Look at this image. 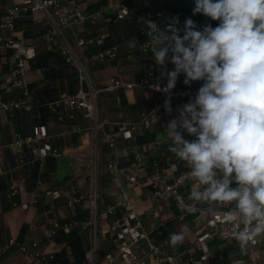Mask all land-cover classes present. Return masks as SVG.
Instances as JSON below:
<instances>
[{
    "label": "built area",
    "instance_id": "1",
    "mask_svg": "<svg viewBox=\"0 0 264 264\" xmlns=\"http://www.w3.org/2000/svg\"><path fill=\"white\" fill-rule=\"evenodd\" d=\"M131 1L150 5L165 0H98L93 3H85L84 0H0V51H10V57L7 63H4L7 67L3 68L0 65V114L14 115L16 110L31 112L33 109L28 62L35 57L36 48L34 39L32 42H26L18 35L16 29L19 20L31 16L33 23L39 25L41 38L58 50L77 72V87L72 94L62 92L55 99L45 101L42 106L58 122L71 124L68 133L87 132L90 142L87 192H69L65 199L68 207L85 201L88 217L63 222L54 220L50 228L51 234L58 229L65 233L71 230H76L79 234L84 233L85 264H206L213 257L210 244L215 239L235 242L239 245L235 239L234 228L224 220L226 208L220 210L217 216L197 212L196 218L204 219L202 227L197 231L192 243L184 245L183 250L177 251L172 250L173 247L169 243L163 246L162 243L166 240L158 244L152 241L150 233L165 221L156 223L150 220L148 224L145 223L130 191L134 184L145 186L152 200V211L149 214L157 216L166 206L174 205L179 209L175 220L185 221L184 218L189 214L187 209L192 203L188 200L187 189L188 186L196 188L195 182L188 175L189 170L175 159L162 164L158 159L149 157L150 148L159 146L160 141L152 139L150 144H140L136 136L157 124L166 125L177 115L179 107L187 103L190 98H194L202 84V81H197L190 86H176L171 93V114H169L164 106V101L168 97L158 91L159 85L163 87L166 83L158 76L159 68L152 59L144 26L140 23L137 29L140 45L137 50L150 55V58L144 75L138 79L121 78L123 61L132 55V50L127 49L121 54L117 44L99 50L90 48L110 35V31L106 29L107 24L116 23L135 12ZM141 16L156 21L161 27L168 18L174 16L179 17L180 27H183L188 17L197 24L198 30H202L209 23L213 27L218 25V21H212L201 14L192 15L157 5L136 13L137 21ZM109 59H116L119 62L117 75L111 77L104 87H96L92 82L87 63ZM122 87L127 89L138 87L141 90L158 92L162 97L140 111L137 118L115 121L114 130H105L104 124L109 121L107 118H101L98 95L101 91H112ZM77 113L87 121L86 125L75 120ZM49 137L46 124L36 122L31 126L28 134L14 133L10 141H0V153L3 147H7L18 165L25 166L38 160L39 165L42 166L47 156L61 154L58 148L42 142ZM119 139L136 140L135 151L127 164H121L118 158H113L103 166L113 187L114 200L101 208L98 190L100 144L104 142L116 149ZM26 147L31 149L32 154L28 153ZM164 149L168 151V145ZM150 167V172L146 171L140 175L139 171ZM40 182V178H37L36 183ZM18 192V186L13 181H9L6 197L10 198L13 207L20 205L29 207L38 202L35 193H31L27 200L18 202L14 199ZM178 196L183 197V200H178ZM119 210L120 214L115 216ZM106 237L111 240L113 248L109 252H102V239ZM259 243L260 241L248 248ZM9 245H15L21 251H27L30 247L34 255L33 259L38 260L36 264H48L47 262L55 254L40 251L37 241L30 242L28 246L15 238H10L1 250ZM259 253L257 259L252 258L248 264H264V248Z\"/></svg>",
    "mask_w": 264,
    "mask_h": 264
},
{
    "label": "clouds",
    "instance_id": "2",
    "mask_svg": "<svg viewBox=\"0 0 264 264\" xmlns=\"http://www.w3.org/2000/svg\"><path fill=\"white\" fill-rule=\"evenodd\" d=\"M194 5L192 15L218 25L198 30L188 17L180 27L178 16L163 27L144 16L138 23L167 81L158 91L168 97L169 114L179 76L186 86L202 81L164 126L168 151L196 184L187 210L217 216L226 208L224 220L245 250L264 238V0H194ZM139 45L136 37L126 41L132 51ZM189 232L185 226L170 233L169 245L179 247Z\"/></svg>",
    "mask_w": 264,
    "mask_h": 264
},
{
    "label": "crops",
    "instance_id": "3",
    "mask_svg": "<svg viewBox=\"0 0 264 264\" xmlns=\"http://www.w3.org/2000/svg\"><path fill=\"white\" fill-rule=\"evenodd\" d=\"M85 3H93L98 0H84ZM105 1V0H104ZM134 6V13L126 15L123 19L116 23H109L106 29L110 31V35L103 39L101 42H97L90 48L92 50H99L113 44H117L119 51L123 54L127 49L126 41L136 37L137 42L140 38L137 36L138 21L136 13L144 10L147 7L160 6L168 7L172 10H181L185 13L192 14L194 8V0H165L163 2H154L147 5L138 1L130 2ZM39 25L33 23L31 16L23 17L18 21L16 25L17 33L26 42H32L34 39V45L36 48V54L39 51L53 48L51 44L47 43L40 36ZM25 30H30L31 36H22ZM10 52V51H8ZM10 56L7 54L0 55V65L6 68L4 63ZM150 55L139 52L137 49L133 51L129 58H126L123 63V70L121 71V78L125 80H135L144 75L147 64L149 62ZM7 63V62H6ZM119 62L116 59H109L104 61H89V73L93 84L96 87H104L110 81L111 77L117 75V69ZM173 65L170 63L167 65V69L171 70ZM161 70H158V76L160 79L167 83L166 79L161 77ZM28 79L30 82H39V85L45 83L44 71L41 68L30 69L28 71ZM184 76L181 74L177 80L176 86H184ZM57 82V81H56ZM56 82H51L58 85ZM66 80L64 81V87L68 86ZM162 95L158 92H150L141 90L138 87L133 89L118 88L112 91H101L98 95V108L101 118H107L108 123L104 124L105 130H114L115 121L134 119L137 118L140 111L149 107L152 102L159 100ZM76 121L87 124V121L82 118L80 113H77ZM36 122H44L47 126L48 133L50 135L48 140H43L50 144L53 148L56 147L60 150L61 154L58 156H47L44 165H39V161L35 160L25 166L18 165L15 157L11 154L7 147H3L0 153V264H36L37 259H33L32 249L28 247L27 251L19 250L15 245H9L3 251L1 250L8 243L10 238L23 242L29 246L30 242L37 241L40 251L44 253H57L65 247V242H58L55 240L57 236L62 235L60 229L56 230L54 234H51V226L54 220L63 222L71 219H86L88 216L87 205L85 201L76 203L73 207H68L65 204V199L69 192L86 193L88 189V168L87 161L90 154V142L89 134L87 132L82 134L68 133L67 130L70 127V123L58 122L52 115H50L45 108H33L32 111L16 110L14 115L8 113L0 114V141H10L14 133L26 135L30 132L31 126ZM165 125L157 124L149 130L143 131L137 134L136 139L140 144H150L152 139H158L160 145L150 148L148 153L149 157H154L162 164L169 163L175 158L169 151H166L164 147L169 145L170 139L166 134ZM185 139L191 140L192 137L184 134ZM148 137L144 141L140 142L139 137ZM134 139H119L116 149H113L108 144L101 142L100 144V161L101 165H105L113 158H118L121 164H127L132 159L133 152L135 151ZM29 154L31 149L26 147ZM150 172L151 167L139 171L140 175L144 172ZM105 186L99 191L101 198L103 196L108 199H113V187L109 181V177L104 169ZM103 176V175H102ZM37 178H40L41 182L36 183ZM104 178V177H103ZM143 178V177H142ZM9 181H13L19 188V192L14 197L18 202H23L28 199L31 193H35L38 198V202L35 205L29 207L16 206L13 207L10 198L6 197L7 185ZM101 181H104L101 177ZM47 191H51L47 193ZM131 193L136 201V208L143 217H147V214L152 211V200L148 194L147 188L141 184H134L131 189ZM57 194V196H54ZM189 196V195H188ZM104 199V198H103ZM103 208L106 202L102 203ZM179 209L176 206H166L163 211L159 213L160 223L167 220H173L174 228L176 232H179V224L183 222H177L175 220L174 211ZM174 210V211H173ZM151 214V213H150ZM190 214V213H189ZM187 215L185 219L188 220ZM80 217V218H79ZM193 218H196V214ZM111 219V217L109 218ZM150 220L145 223L148 224ZM163 224V223H161ZM65 233V232H64ZM107 242L111 247V240L102 239V242ZM264 238L260 239V243L254 247H247L244 251L251 255L255 259V255L260 254L262 248H264ZM227 241L216 240L212 241L210 246L212 249L213 257L206 264H215V258L217 250L222 247L234 246L237 243L232 242L226 244ZM168 245V240L162 243ZM220 244V245H219ZM221 244H223L221 246ZM184 246V244H183ZM237 246H239L237 244ZM172 250H176L172 248ZM104 252V248H102ZM231 253V251H230ZM229 253L227 254V256ZM221 253H218V258H221ZM226 256V257H227ZM225 258L222 263L226 264Z\"/></svg>",
    "mask_w": 264,
    "mask_h": 264
},
{
    "label": "trees",
    "instance_id": "4",
    "mask_svg": "<svg viewBox=\"0 0 264 264\" xmlns=\"http://www.w3.org/2000/svg\"><path fill=\"white\" fill-rule=\"evenodd\" d=\"M22 36L29 37L31 36L30 30H25L22 33ZM1 54L10 55V52L0 51ZM41 68L44 71V81L45 83L39 85V82H30L29 87L31 91V99L33 102V108H44L42 104L45 101L55 99L60 93L66 92L71 93L77 87V72L74 67H72L69 63H67L61 53L56 50L54 47L50 49H46L43 51H39L35 55L33 59L28 62V71L30 69ZM69 82L68 86L64 87V81ZM57 81V82H56ZM51 82H56L58 85H51ZM148 137H139V141L142 142ZM104 198V199H103ZM100 206L103 205V202H112V199H108V197L101 196L99 197ZM174 205H171L173 207ZM174 211V210H173ZM174 213H178V210L174 211ZM190 213V212H189ZM120 214V210L115 216ZM192 214L197 213H190ZM80 218V217H79ZM159 215L154 216L153 214H147V217H142V220L146 222L147 220H154L156 223L159 219ZM188 219L189 216H188ZM173 220H167L162 224L159 225L155 230L150 233V237L152 241L156 244L163 242L164 240H169V234L172 232H176L174 228ZM63 232V231H62ZM105 239H108L107 237ZM58 242H65V247L62 248L60 251L54 254V256L47 262L48 264H85L84 262V245H85V235L79 234L76 230H71L68 233H62V235L57 236L55 238ZM110 240V239H109ZM234 245L233 247H236ZM102 248H104V252H109L113 248V245L105 241L102 242ZM232 246L222 247L219 251L217 250V255L215 258V264L222 263L223 258L230 253ZM177 251L183 250V244L179 247L175 248ZM218 253H221V258H218Z\"/></svg>",
    "mask_w": 264,
    "mask_h": 264
},
{
    "label": "rangeland",
    "instance_id": "5",
    "mask_svg": "<svg viewBox=\"0 0 264 264\" xmlns=\"http://www.w3.org/2000/svg\"><path fill=\"white\" fill-rule=\"evenodd\" d=\"M104 166V165H103ZM102 165H100V173H99V178H98V190L101 191V188L103 186H105V183H107L108 181H105V175H104V167ZM103 175V176H102ZM101 177L102 179H104V181H101ZM104 177V178H103ZM194 190V187L188 186L187 189V196L190 194V192ZM194 215L191 217V219H188L186 221H184V223L179 224V229L180 231L183 230L185 228V226H187V228L190 230L187 238L184 241V245H188L190 243H192L195 239V236L197 234V231L200 230V228L203 225L204 219L201 217L198 218H193ZM264 242V241H262ZM228 244V242L226 243ZM220 245V244H219ZM223 244H221L222 246ZM253 253L250 252L248 253V251H244L240 248V246H236L231 248V253H229V255L226 257L225 259V263L226 264H248L250 263L251 259L253 258L251 255ZM255 259H257V255H255Z\"/></svg>",
    "mask_w": 264,
    "mask_h": 264
}]
</instances>
